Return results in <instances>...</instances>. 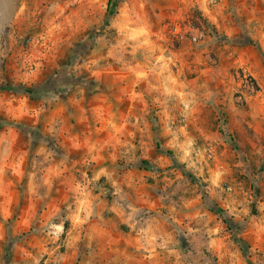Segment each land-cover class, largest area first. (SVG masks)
<instances>
[{
	"label": "rangeland",
	"instance_id": "374dc122",
	"mask_svg": "<svg viewBox=\"0 0 264 264\" xmlns=\"http://www.w3.org/2000/svg\"><path fill=\"white\" fill-rule=\"evenodd\" d=\"M107 1L0 0V264H264V0Z\"/></svg>",
	"mask_w": 264,
	"mask_h": 264
},
{
	"label": "trees",
	"instance_id": "16d2710c",
	"mask_svg": "<svg viewBox=\"0 0 264 264\" xmlns=\"http://www.w3.org/2000/svg\"><path fill=\"white\" fill-rule=\"evenodd\" d=\"M115 14H116V2L114 0H108L107 1V7H106V18H105L104 25H103L104 27L109 26V22L112 18H114ZM251 81L254 83L253 80H251ZM23 91H24V93L34 97L32 90L24 89ZM227 137L230 138V136H227ZM230 141L233 142V140H231V138H230ZM143 165H148V164L143 162ZM188 177L190 179L194 180V178L189 174H188ZM216 213L221 218L223 224L226 225L227 229L231 230L232 220H231V218L228 217L226 212L220 208H217ZM232 236H233V241L238 245L240 252L243 254L244 257H247L248 245L246 244V242H244L243 240L238 238L236 233H232Z\"/></svg>",
	"mask_w": 264,
	"mask_h": 264
}]
</instances>
